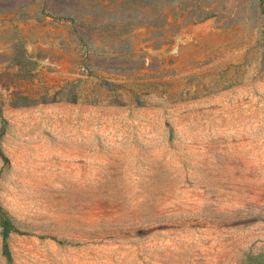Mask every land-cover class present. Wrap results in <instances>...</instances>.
Returning <instances> with one entry per match:
<instances>
[{
    "label": "rangeland",
    "instance_id": "rangeland-1",
    "mask_svg": "<svg viewBox=\"0 0 264 264\" xmlns=\"http://www.w3.org/2000/svg\"><path fill=\"white\" fill-rule=\"evenodd\" d=\"M169 2L116 75L118 0H0V264H264V15Z\"/></svg>",
    "mask_w": 264,
    "mask_h": 264
},
{
    "label": "trees",
    "instance_id": "trees-1",
    "mask_svg": "<svg viewBox=\"0 0 264 264\" xmlns=\"http://www.w3.org/2000/svg\"><path fill=\"white\" fill-rule=\"evenodd\" d=\"M120 4V15L117 17L116 25L112 30L105 31V37L111 40L106 49L107 55L113 60H122L120 64L114 66L106 72L116 75H127L146 69L147 60L150 59L149 50L158 51L162 46L172 43L171 39L182 28L181 24L170 22V14L167 12L169 0H118ZM261 14L264 15V0H258ZM192 17L188 22L199 20L202 17ZM63 19H69L64 18ZM183 19V17H181ZM145 31L146 38L143 43H147L144 48H136L132 40L142 35ZM118 43V46H115ZM105 51V52H106ZM149 51V52H148ZM154 60V59H153ZM1 112V110H0ZM0 227L4 244V255L11 260L8 247V239L13 233H17L15 222L9 213L0 205Z\"/></svg>",
    "mask_w": 264,
    "mask_h": 264
}]
</instances>
